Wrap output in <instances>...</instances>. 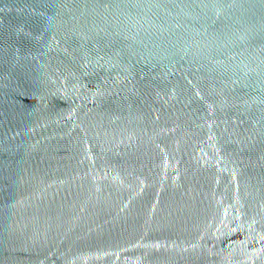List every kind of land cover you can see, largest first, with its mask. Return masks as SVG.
I'll return each instance as SVG.
<instances>
[{"label": "water", "instance_id": "water-1", "mask_svg": "<svg viewBox=\"0 0 264 264\" xmlns=\"http://www.w3.org/2000/svg\"><path fill=\"white\" fill-rule=\"evenodd\" d=\"M0 264H264V0H0Z\"/></svg>", "mask_w": 264, "mask_h": 264}]
</instances>
